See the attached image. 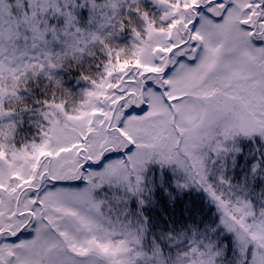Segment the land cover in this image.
I'll return each instance as SVG.
<instances>
[{
  "label": "snow or ice",
  "instance_id": "1",
  "mask_svg": "<svg viewBox=\"0 0 264 264\" xmlns=\"http://www.w3.org/2000/svg\"><path fill=\"white\" fill-rule=\"evenodd\" d=\"M0 264H264V0H0Z\"/></svg>",
  "mask_w": 264,
  "mask_h": 264
},
{
  "label": "trees",
  "instance_id": "2",
  "mask_svg": "<svg viewBox=\"0 0 264 264\" xmlns=\"http://www.w3.org/2000/svg\"><path fill=\"white\" fill-rule=\"evenodd\" d=\"M64 81L66 82V86L71 88L73 91H76L80 88L83 87V84L77 83L76 77L79 75L78 72L75 71H68V72H63L60 74ZM45 81H41L40 85L33 86L34 88V94L37 97H40L43 94V88ZM31 96L28 97L29 103L32 101ZM22 121L23 123L19 126L18 130V135L20 139H30L33 136H35L38 132L37 125L41 122V118L39 115L35 112L29 114V113H24L22 114ZM19 119V118H18ZM236 172L241 173L242 170L237 168ZM234 178H239L238 176H234ZM185 198L190 199L192 202L198 204L201 208V210L207 211V214H211L215 212V208L212 205L206 204V197L203 192H197L195 190L191 191L190 193H185Z\"/></svg>",
  "mask_w": 264,
  "mask_h": 264
}]
</instances>
